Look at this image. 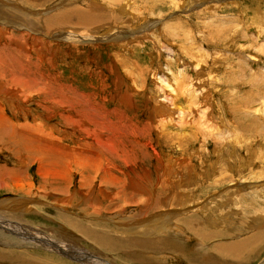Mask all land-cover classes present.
Wrapping results in <instances>:
<instances>
[{"label": "rangeland", "instance_id": "1", "mask_svg": "<svg viewBox=\"0 0 264 264\" xmlns=\"http://www.w3.org/2000/svg\"><path fill=\"white\" fill-rule=\"evenodd\" d=\"M21 1L0 0V123L66 154L71 172L58 183L46 173L42 182L37 170L48 169L49 159L44 167L34 155L14 158L0 126V227L10 230L0 229V264H264V0ZM97 2L98 24L109 17L102 25L80 29L72 18L65 27L44 26L70 6ZM101 166L125 181L144 174L141 189L151 202L136 208L127 189L129 200L115 203L81 191L83 171L98 174L96 189L114 191L107 179L100 185ZM59 193L71 196L68 203ZM33 199L43 205L11 217L10 204L23 210ZM190 214L204 223L202 232L178 224ZM152 222L168 229L151 227L165 246H109L108 237L131 236ZM20 230L79 255L69 260L21 242ZM99 236L105 248L95 244ZM235 236L241 239L213 245ZM230 244L238 255L228 262L217 247ZM195 246L212 263L197 258Z\"/></svg>", "mask_w": 264, "mask_h": 264}, {"label": "bare ground", "instance_id": "2", "mask_svg": "<svg viewBox=\"0 0 264 264\" xmlns=\"http://www.w3.org/2000/svg\"><path fill=\"white\" fill-rule=\"evenodd\" d=\"M37 2H38V0H36ZM35 0H22L21 2H22V4H24V5H29V6H32V7H35V6H38V3L36 2ZM44 1V0H43ZM100 1V3L99 4H103V2H102V0H99ZM116 1V0H115ZM42 3V2H41ZM95 3V2H94ZM98 4V2H97V5L96 4H88V7L86 8V9H84V10H79V11H77L78 9H77V6L75 7V6H70L69 8H67V9H65L64 11H61V12H58V13H55V14H53L51 17H48V18H45L44 19V26L47 28V27H49L48 29H50V26L52 25V26H55L54 28H58V27H62V26H64L65 25V22H66V20L68 19V21L70 20L71 21V19L73 18L76 22L74 23V25L76 26V27H79L80 29H82L81 28V26L82 27H87V26H97V24H98V19H97V17H98V14L100 13V6L101 5H99ZM102 12H103V9H102ZM104 13V12H103ZM102 13V14H103ZM106 15V14H105ZM99 16H101V19H102V15H101V13H100V15ZM104 16V15H103ZM107 16V15H106ZM106 16H105V18H106ZM104 20H106V21H109V17L107 18V19H103L102 21H103V23L105 22ZM67 21V22H68ZM69 21V22H70ZM101 21V22H102ZM70 23H72V21L70 22ZM103 23H99L100 25H102ZM69 24V23H68ZM98 24V25H99ZM67 25V24H66ZM65 27V26H64ZM101 27V26H100ZM45 28V29H46ZM51 28H53V27H51ZM86 29H88V28H86ZM85 30V29H84ZM82 32V31H81ZM80 32V33H81ZM83 33V32H82ZM69 40H71V39H74V38H68ZM77 40V39H76ZM181 74V73H180ZM175 82H177V81H175ZM198 83V82H197ZM198 85V84H197ZM200 85V84H199ZM174 89V88H173ZM185 89V88H184ZM190 89V88H189ZM192 89V88H191ZM175 91H177V90H175ZM175 91H172L171 93H168V97L169 98H166L167 99V101H171V98L173 99V95H174V92ZM176 93V92H175ZM201 96H202V94H201ZM205 98V97H204ZM166 101V100H165ZM195 101V100H194ZM198 104V103H197ZM162 106V105H161ZM160 106V107H161ZM163 106H165V105H163ZM159 107V108H160ZM161 108H163V107H161ZM161 110V109H160ZM205 110V109H204ZM204 110H203V112H204ZM155 111L157 112V111H159V109L157 110V109H155ZM191 113V112H190ZM195 113H197V111L195 112ZM201 113V112H200ZM208 113V112H207ZM157 114V113H156ZM182 114H183V112H182ZM192 114V113H191ZM185 115V114H184ZM183 115V116H184ZM203 115V114H202ZM208 115V114H207ZM206 115V116H207ZM210 115V114H209ZM180 116H181V113H180ZM193 116V115H192ZM62 117V116H61ZM209 117V116H208ZM210 117H211V115H210ZM180 118V117H179ZM183 118V117H182ZM207 118V117H206ZM178 119V118H177ZM192 119V118H191ZM209 119H211V118H208V120ZM165 120V119H164ZM167 120V119H166ZM181 120V119H180ZM202 120H204V117H203V119ZM205 120H207V119H205ZM207 120V121H208ZM184 121V120H183ZM206 121V122H207ZM71 122V121H70ZM162 122V121H161ZM205 122V121H204ZM209 123L211 124V125H213V123L211 122V121H209ZM70 124H72V122L70 123ZM204 124V123H203ZM209 124V125H210ZM209 125H208V127H209ZM0 126L1 127H3V129H4V131H6L5 133V135H4V137H3V139L4 140H2V141H6V148H7V150H9V149H12V153H13V155H14V153H15V156L16 157H14V158H16V159H18V160H20V158L18 157V153L17 152H22L23 153V155L24 156H28V155H34V156H37V157H39V160H37V162H39L41 165H43V159H49V161L47 162V161H45V162H47L48 163V169H43V168H38V170H37V173L39 174V172L41 171V170H43V172H44V177L42 178V182H46V180H45V178H47V176H46V173H49L50 174V177H48L49 179H51L52 181H55V183L58 181L57 180V178H58V176H64V175H67V174H69L70 172H71V170H70V159L68 158V156L66 155V154H63V153H61L60 151H58V150H56V149H54V146H51V145H45V142H43L44 140H41L42 142H40V143H36V141L37 140H34V138H33V140H31V137L29 138L28 136L26 137V136H24V135H20L16 130H15V127H13L12 125H8V127H7V124L5 125V123L3 122V123H0ZM214 126V125H213ZM212 127V126H211ZM33 134V133H32ZM40 134H42L41 132H40ZM36 134H34V136H35ZM36 136H38V135H36ZM47 136V135H46ZM43 137V136H42ZM45 138V137H44ZM43 138V139H44ZM39 140V139H38ZM47 140V139H46ZM50 142V141H49ZM39 144H43V147L42 148H44V150L46 151V153H47V155L45 154V153H43L42 151H40V147H38V145ZM1 146H0V148H2L1 150L3 151V147L5 148V144H2V142H1V144H0ZM59 148V147H58ZM61 150V149H60ZM5 151H6V149H5ZM21 153V154H22ZM31 158V157H30ZM94 160H96L97 161V158L96 157H94ZM17 161V160H16ZM21 161V160H20ZM27 161V160H26ZM36 161V160H35ZM76 165L78 166V167H81V168H84V165H82V161L81 160H76ZM44 166V165H43ZM44 167H46V166H44ZM101 171H100V173H102V177H103V179H101V181H100V185L102 186L105 182H106V179L108 180L107 182L109 183V185H112V186H114L115 187V189H114V191L111 193V194H108L107 193V190L105 189V188H103V187H98L97 189H96V187H95V185H93V183H94V181L96 180V176L98 175H90L91 174V172L90 171H83L84 173H81L80 174V190L81 191H86V192H95V193H97V196L98 197H100L102 200L103 199H105V200H107V201H109L110 203H112V202H116V200L119 198V196H122L123 198H124V195H123V193L126 195V193H130L131 195H129L130 196V198H132L133 200H131V202H133V203H131L130 201V203L131 204H133L136 208H139L140 206H143V205H146V204H148L149 202H151V201H149L148 200V196H146V195H143L144 193H143V191H142V189L141 188H143L144 186H143V184H145V186L146 185H148V184H146L145 182H146V176L144 175V174H138V175H134V177H136V178H134V177H131V178H128L127 179V181H125V180H122V179H120V178H118V177H116V176H113V175H109L108 174V172H105L104 170H107V169H103L102 168V166H101ZM2 172V171H1ZM0 172V173H1ZM131 172V171H130ZM94 173H96V172H94ZM115 175V174H114ZM2 175H0V177H1ZM57 180V181H56ZM62 181V180H61ZM67 181V180H66ZM54 183V184H55ZM58 183V182H57ZM62 183V182H61ZM64 183H66V182H64ZM96 183V182H95ZM94 183V184H95ZM5 186V185H4ZM8 188V187H7ZM96 189V190H95ZM124 189H127V191H125V192H123L122 193V191L124 190ZM146 189V188H145ZM144 189V190H145ZM150 193H151V191H150ZM134 194H136L138 197H136ZM59 195L60 196H63V194L62 193H59ZM85 195V194H84ZM92 195V194H91ZM91 195H90V197H89V199H92V201H97L98 199H96V198H91ZM95 197H96V195H94ZM140 196H142V197H140ZM64 197V199H61V203H62V201H65V203H68V199L71 197V196H63ZM151 198V197H150ZM86 199H88V198H86ZM85 199V200H86ZM126 201H128L129 199L125 196V198H124ZM100 200V199H99ZM98 200V201H99ZM124 200V201H125ZM151 200V199H150ZM147 202V203H146ZM153 202V201H152ZM92 203V202H91ZM129 203V204H130ZM146 203V204H145ZM19 204V203H18ZM126 204V203H125ZM125 204L123 205V207L125 208ZM132 205V206H133ZM18 205H16V206H14L13 207V205H11L10 204V208L9 209H11L10 211H11V217L13 216V212H15V211H19V213L22 211V206L20 205V208H18L17 207ZM7 207H9V206H7ZM30 207V206H29ZM28 207V208H29ZM27 207H25V210L26 209H28ZM31 208V207H30ZM143 208V207H142ZM140 209V208H139ZM31 210V209H30ZM136 210V209H135ZM3 212H5V211H3ZM118 212V211H117ZM10 213V212H9ZM97 213V212H96ZM220 212H216V214H219ZM21 214V213H20ZM146 214V213H145ZM170 215V214H169ZM180 215V214H179ZM194 215H190V216H188V217H186L185 219L183 218V219H180L179 221H178V224L180 225V224H186L188 227V229L191 231V232H202L205 228H204V223H202V222H200V221H198V220H195L196 219V217L194 218L193 217ZM198 216V215H197ZM171 217V216H170ZM172 218V217H171ZM170 218V219H171ZM3 219V218H2ZM13 219L14 218H11V219H8V218H4L3 220H9V221H13ZM19 220V219H18ZM66 220H67V218H66ZM178 220V219H177ZM153 221V220H152ZM19 222V221H18ZM161 223V222H160ZM4 224V223H3ZM148 224V223H147ZM72 225V227H74V226H77L76 224H71ZM9 226V225H8ZM7 226V227H8ZM80 226V225H79ZM161 226V225H160ZM15 227V226H14ZM78 227V226H77ZM146 227V226H145ZM148 227V226H147ZM154 228L155 227H158L159 229H157V232L158 233H164L165 234V232L168 230L167 228H161V227H159V226H157V225H155V226H153ZM170 228H172V227H170ZM173 228H175V227H173ZM186 228V227H185ZM191 228V229H190ZM14 229V228H13ZM13 229H12V231H13ZM17 230H18V228H16ZM15 229V230H16ZM23 229V228H22ZM38 229V228H37ZM175 229H177V227L175 228ZM14 230V231H15ZM16 230V231H17ZM151 230V231H150ZM152 228L149 226V228H145V230L144 231H142L141 232V230H140V232L139 233H136V232H134V234H132L131 236H129L128 235V233H126V232H122V233H126L127 234V236H122V237H117L118 239H111V238H109L108 237V241L110 242L109 243V246H117V248H115L114 249V251L115 250H119L120 249V247L122 246V249L123 248H125V249H130V248H136V247H138L139 249H147V248H151V249H156V248H158V247H160V246H163L164 244H160L159 242H160V239L158 238V237H154L153 236V234H150V233H153L152 232ZM137 231V230H136ZM2 233V232H1ZM12 233V232H11ZM14 233V232H13ZM18 233H20V235L21 236H19V238L21 239V242H22V240H25V239H27L29 242H31V240L33 239V240H35V241H37L38 243H40V244H46V245H48V241H46L47 239H45V237L44 236H42V239H41V236L40 235H38V236H28V235H26L25 233H23L21 230L18 232ZM17 232L15 233V234H18ZM28 233V232H27ZM32 233H33V231H32ZM85 233V232H84ZM88 233H89V231H88ZM92 234V233H91ZM150 234V235H149ZM193 234V233H192ZM194 234H196V239H199V243H202L203 242V240H202V238H204V237H202V236H200V234H197V233H194ZM3 235V234H2ZM35 235V234H34ZM155 236H156V234H154ZM215 235V234H214ZM4 236V235H3ZM157 236H159V235H157ZM6 237V236H5ZM100 237V239H97L96 240V242L97 243H95V244H100L101 246H103L104 248H105V242H104V240L102 239V236H99ZM162 237V236H161ZM215 237V236H214ZM253 237V236H252ZM4 238V237H3ZM30 238V239H29ZM2 239V238H1ZM247 239V238H246ZM52 240V239H51ZM209 240V239H208ZM207 240V241H208ZM253 240V239H252ZM15 241V240H14ZM17 241V240H16ZM53 241V240H52ZM63 242V241H62ZM52 243H54V242H52ZM56 243H58V242H56ZM237 243V242H236ZM248 243V242H247ZM15 244V243H14ZM22 244H24V243H22ZM111 244V245H110ZM237 244H239L240 246H237V245H235V244H230L229 246H227L226 245V247H224V246H219V247H217V249L219 250V248H221V252L219 251V254H218V257L219 256H221V254L223 255V256H225L226 258H227V260H228V262H230V258L233 256V255H238V253H234V245L235 246H237V247H242V246H244L245 244L244 243H237ZM124 245V246H123ZM220 245V244H219ZM222 245V244H221ZM56 247H59L60 245H59V243L58 244H56L55 245ZM165 246V245H164ZM201 247L202 246H195V251L193 252V253H195V256L198 258H202L203 260H204V262H212V261H209L206 257H205V255H202L203 253H199V250H201ZM162 248V247H161ZM172 249V248H171ZM224 249V250H223ZM170 250V249H169ZM211 250H212V248H211ZM240 251V250H239ZM223 252H227L228 254H226V255H224L223 254ZM237 252V251H236ZM67 254L69 253V257L68 258H72V259H77V255H79V254H76V253H73V252H66ZM128 253V252H127ZM216 253V255H217V252H215ZM178 254V253H177ZM207 254V253H206ZM208 255V254H207ZM1 256V255H0ZM209 256H211V255H209ZM87 257V256H86ZM212 257V256H211ZM214 257V256H213ZM239 256H237V258H238ZM220 258H222V257H220ZM233 258V257H232ZM22 259V258H21ZM195 259V258H194ZM202 259H200V260H198L199 262H203V260ZM19 260V259H18ZM17 260V261H18ZM136 261H139V259H135ZM233 260V259H232ZM7 261V260H6ZM38 261V260H37ZM41 261V260H40ZM159 261V260H158ZM235 262H236V260H234ZM24 262H28V261H24ZM215 262H217V261H215ZM227 262V261H226ZM200 264V263H199Z\"/></svg>", "mask_w": 264, "mask_h": 264}, {"label": "crops", "instance_id": "3", "mask_svg": "<svg viewBox=\"0 0 264 264\" xmlns=\"http://www.w3.org/2000/svg\"><path fill=\"white\" fill-rule=\"evenodd\" d=\"M242 238H244V237H242ZM240 239H241V237H236V236H235V237L223 238V239H216V240H214L213 245H215V244H220V243H230V242H235V241H238V240H240ZM207 242H211V240H210V241H207ZM207 242L204 243V244H205V245L208 244ZM210 245H212V243H210L209 246H210ZM206 249H207V248L205 247L204 250L207 251ZM249 250H250V248H249ZM243 253H244V250H243ZM243 253H242V254H243ZM211 263H212V262H211Z\"/></svg>", "mask_w": 264, "mask_h": 264}]
</instances>
